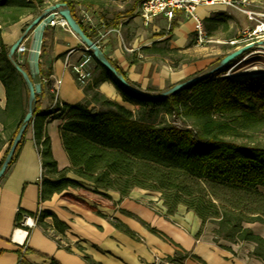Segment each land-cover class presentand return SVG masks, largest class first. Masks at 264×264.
Returning <instances> with one entry per match:
<instances>
[{
  "label": "trees",
  "instance_id": "1",
  "mask_svg": "<svg viewBox=\"0 0 264 264\" xmlns=\"http://www.w3.org/2000/svg\"><path fill=\"white\" fill-rule=\"evenodd\" d=\"M57 1L66 4L72 17L93 40L76 16V8L86 5L85 2ZM43 5L44 0H0V64L2 61L10 63L9 50L1 38L2 29L36 15ZM209 22L214 24V30L220 24L228 27L226 20L216 18L204 19V27ZM174 27L176 24L171 23L170 31ZM206 34L208 36L207 31ZM188 47L184 50L156 49L153 45L151 50L169 56L176 64L178 59L174 55ZM88 54L92 56L91 52ZM95 63L100 75L83 88L84 100L75 105L55 102L54 95L50 93V75H44L41 63L38 74L31 77L33 82L41 85L29 125L45 176L39 190V203L55 194L85 186L104 198H109L108 192L118 193L120 201L128 198L134 189L159 193L164 209L161 214L165 219L171 220L183 207L201 221L202 228L208 223L215 226L214 242L219 247L231 251L220 243L253 244L251 257L264 264V238L246 227L249 224L264 226V192L260 190L264 188V141L257 140L258 134H264V81L260 78L220 77L225 73L222 70L170 96L148 98L127 90L102 65ZM115 68L129 84L138 88L120 69ZM12 69L17 81L7 75L4 77L0 70V82L6 98L4 108L0 107V149L8 145L0 168L27 111V86L14 66ZM43 79H46L45 83ZM103 81L111 82L123 101L133 109L104 97L98 90ZM45 89L49 90L50 101L55 103L50 110L41 112L40 103ZM148 91L154 93L158 90L149 87ZM52 120L63 122L60 139L70 167L62 171L58 170L53 159L45 131L46 124ZM25 133L8 169L19 156ZM69 173L76 179H71ZM121 213L126 214L124 211ZM25 217L32 219L47 236L48 229L65 240L66 226L52 213L38 211L33 214L19 209L15 228L26 230L29 236L31 229L21 224ZM48 217L53 219L52 225L45 223ZM113 223L121 229L117 221ZM148 229L177 248L174 256L164 263L184 264L189 257L201 262L160 232ZM201 232L202 229L196 237ZM127 234L134 237L129 232ZM52 239L59 248L70 251L67 242L68 247L64 248L59 240ZM18 254L21 256L18 264H30L24 255L37 253L26 248ZM37 255L49 260L50 264H59L53 258ZM84 260L87 264H96L89 257Z\"/></svg>",
  "mask_w": 264,
  "mask_h": 264
},
{
  "label": "crops",
  "instance_id": "2",
  "mask_svg": "<svg viewBox=\"0 0 264 264\" xmlns=\"http://www.w3.org/2000/svg\"><path fill=\"white\" fill-rule=\"evenodd\" d=\"M83 1L86 5L76 8L78 20L82 21L81 11L86 10L92 12L97 20L105 23L104 29L91 31L84 28L93 36L94 42H98L109 61L140 90L150 93L149 87L157 90L169 89L186 80L185 71L171 69L169 63L172 60L169 56L151 50L153 45H156V49L165 47L184 50L195 41L193 24L181 13H176L171 21L156 17L145 25L139 16L141 0ZM56 2L58 1L44 0L42 9L30 17L33 20L46 7ZM198 12L203 20L215 14L214 10L208 8H199ZM171 23H175L176 27L170 31ZM26 27V21L21 20L2 29L1 38L8 50L22 36ZM105 34L106 36L101 38ZM43 42L44 52L41 57L43 73L51 75L50 80L53 84L55 80L61 81L56 95L57 101L67 105L82 103L85 97L83 88L78 86L71 70V66L85 55L80 39L69 28L56 25L45 28ZM26 46L30 48L31 40ZM16 56L24 70L33 73L28 54ZM91 69L90 84L100 75L94 61ZM98 90L107 99L133 109V106L123 101L121 94L111 82H100ZM48 92L49 90H44L40 103L41 112L53 107ZM5 102V89L0 82L1 108H4ZM62 124V120H52L45 126L51 153L59 171L70 167L60 139ZM68 176L76 179L71 173ZM43 178L45 176L35 147L33 130L29 127L16 162L0 180V264H18L21 259L18 252H24L26 248L53 258L59 264H87L85 257H89L96 264H170L164 261L172 258L177 248L168 240L150 232L148 227L163 234L183 251L199 258L203 264H263L255 257H251L253 244L220 243L231 248V251L219 247L214 242L215 226L208 223L202 228L201 221L192 213L186 212L185 208H179L177 215L184 211L188 215L186 218L188 224L183 222L179 224L165 219L162 214L156 213L133 198L135 193H139L138 197L145 199L148 196L143 194L151 192L134 189L128 198L120 201L118 193L108 192L109 198H104L95 195L85 186L83 189H69L62 194H55L49 200L39 203V190ZM19 209L33 214L38 211L52 213L66 226L64 239L69 244L70 251L59 248L57 242L47 236L40 227L30 228L29 236L26 230L15 228V217ZM44 221L48 225L53 224L51 217ZM114 221L119 223L121 229L115 227ZM253 226L262 227L260 224L246 225L251 230ZM201 229V234L196 237ZM127 232L134 237L129 236ZM254 233L257 234L255 231ZM17 235L22 238L21 242L17 240ZM257 235L264 238L261 234ZM74 246L81 251H76ZM37 254L24 255V259L30 264H50L49 260ZM201 262L189 257L184 264H202Z\"/></svg>",
  "mask_w": 264,
  "mask_h": 264
},
{
  "label": "built area",
  "instance_id": "3",
  "mask_svg": "<svg viewBox=\"0 0 264 264\" xmlns=\"http://www.w3.org/2000/svg\"><path fill=\"white\" fill-rule=\"evenodd\" d=\"M213 7L218 8L217 10H214L215 13L219 9L223 11L237 12L243 15L246 20V27L242 28L235 37L224 42V45L229 48V53L244 46H252L251 49L236 59H242L236 64L242 63L249 57L264 60V0H141L139 5V16L144 24L148 25L151 20L156 17H162L167 21H171L176 13H181L186 19L192 22L195 44L200 46L202 44L211 43L212 39L206 34L204 20L198 14V10L199 8L211 9ZM81 17L82 25L88 30L94 31L105 28V23L102 20H97L92 12L82 10ZM56 25L61 28H68L66 22L59 16H56L53 21L46 25V27ZM105 36L106 34L102 35L101 38H104ZM30 40L32 43V36L28 33L22 44L18 47L17 54H27L28 52L35 53L39 65V63H41L43 39L38 49H31L26 46V43ZM95 43L98 45V42ZM83 51L85 52L83 58L78 63L71 66L75 80L81 88L87 86L91 80V64L93 63L92 56L88 54L89 51H87L85 47H83ZM235 66L236 65H234V67ZM234 67L229 71H233ZM225 74L226 73L221 76H224ZM50 78L51 75L48 78V81L51 82ZM42 81L45 83L46 79H43ZM60 85V80H55L54 84L51 83L50 91L54 95L55 102L57 101L56 95ZM28 220L31 219L25 218L22 225L27 227ZM31 223L32 225L34 224L32 220ZM32 225L29 226V228H31Z\"/></svg>",
  "mask_w": 264,
  "mask_h": 264
},
{
  "label": "water",
  "instance_id": "4",
  "mask_svg": "<svg viewBox=\"0 0 264 264\" xmlns=\"http://www.w3.org/2000/svg\"><path fill=\"white\" fill-rule=\"evenodd\" d=\"M56 16L61 17L67 24L68 28L73 32L81 41L82 45L86 48L87 51L91 52L92 58L95 62H98L100 65H102L107 71H109L116 79L117 81L125 87L127 90L136 93L138 95L148 97V98H164L167 96H170L176 92H179L188 86L205 79L207 77H210L218 72H221L224 70V72L229 71L233 68L232 63L243 53L248 51L252 48V46H244L242 48H239L233 52H230L226 54L218 63L217 66L209 70L208 72L198 75L192 78H189L185 81H182L180 83L175 84L171 88L160 92L158 94H148L144 91L132 86L129 84L124 76L120 74L115 66L112 65V63L109 61V59L105 56L103 51L100 49V47L91 40L83 31L80 24L72 17L70 10L67 8L65 3L56 2L48 7H46L39 15H37L30 24L27 25L25 32L18 38V40L12 44V46L9 48L8 51V59L12 61V64L14 68L17 70V72L22 76L27 89H28V101H27V111L22 121V126L20 127L17 135L13 139L11 148L5 157V160L2 163V166L0 168V180L5 175L8 164L15 152V149L20 142L23 134L28 130L30 123L33 119V105L36 101V96L41 93V85L38 83L33 82L32 76L38 74L39 72V66L37 63V56L35 53L28 52V58L29 62L31 63L33 73H28L25 71L21 65L13 60V57L17 55V49L22 44L23 40L25 39V36L30 33L32 36V43L30 48L31 49H38L40 47L41 41L43 39V33L46 28V25H48L51 21L55 19Z\"/></svg>",
  "mask_w": 264,
  "mask_h": 264
},
{
  "label": "rangeland",
  "instance_id": "5",
  "mask_svg": "<svg viewBox=\"0 0 264 264\" xmlns=\"http://www.w3.org/2000/svg\"><path fill=\"white\" fill-rule=\"evenodd\" d=\"M12 2H14L15 0H10ZM20 1V0H17ZM218 8L213 7L211 8L212 10H217ZM199 14V12H198ZM200 15V14H199ZM33 17V16H32ZM201 17V16H200ZM210 18H216L218 20H226L228 27L224 28L222 24H220L218 26V29L214 30V24H212L211 22L206 23L205 24V29L208 32V36L212 39L211 43H206V44H202L200 46H197L195 44V41L189 44V47L185 50V52H180L175 54V59H178L177 63L174 64V61L169 63V66H171V69L173 71H185L186 75V80L198 75H202L206 72H208L209 70H211L212 68H214L218 61L222 59V57H224L226 54L229 53V48L224 45V42L227 41L230 38L235 37L238 32L246 27L247 23L246 20L244 18L243 15L237 13V12H230V11H223L221 9H219L214 15H211ZM22 21H26V25L30 24L32 22V18L26 17L23 18ZM25 25V24H24ZM195 40V35H194V39ZM194 44V46H193ZM42 52H44V47L42 45ZM13 60L16 62H18V58L15 55L13 57ZM242 60V59H241ZM241 60H236L232 63V66L234 67V65H236L234 67L233 71L242 69L248 65H251L253 63H259V61L261 63H264V60H261L260 58H247L245 61H243L242 63L236 64L237 62L241 61ZM94 61V60H93ZM95 62V61H94ZM218 65V64H217ZM216 65V66H217ZM12 61L10 60V63H7L6 61H2L0 64V70L2 75L5 77L6 75L9 77H12V80L17 81L18 77L17 75L14 73L13 69H12ZM174 66H176V68H174ZM214 66V67H213ZM228 72V71H227ZM226 73V72H225ZM260 81H264V77L260 78ZM168 89V88H166ZM164 90H158L157 92H150L148 94H158L160 92L165 91ZM178 124V122H177ZM257 140H261V142L264 141V134H258L257 135ZM8 145L6 144V147L3 146L1 148V151L6 148L7 150ZM6 153V151H5ZM4 153V155H5ZM4 158V156L2 157V159ZM2 159L0 160V162L2 161ZM262 192H264V188L260 189ZM139 193H135L134 195V200H139L141 201V203L147 205L149 208H151L152 210H154L156 213H163L164 209L161 206V202L159 201L160 198V194L159 193H154L151 192L150 194H143L145 196H148V198L142 199L141 197H138ZM69 200V197L67 198ZM183 210V209H181ZM177 215V214H176ZM188 215L184 213V211H180V214H178L177 216H174L171 218V220L175 223H184V224H188L187 219ZM32 220V219H31ZM25 221V220H24ZM33 221V220H32ZM34 222V221H33ZM24 222H22L21 224H23ZM210 225H213L211 223H209ZM23 226V225H22ZM24 227V226H23ZM32 227H35V223L32 225ZM31 227V228H32ZM253 230L255 232L259 231V233H264V226L262 225V227H254L253 226ZM46 233L48 234L49 237L54 238L56 240H59V242L61 243V245L64 248L68 247V244L66 243V240H62L60 237L56 236L51 230H46ZM258 234V232H257ZM224 243V242H222ZM75 245V244H74ZM77 245V244H76ZM76 251H81L77 248V246H74Z\"/></svg>",
  "mask_w": 264,
  "mask_h": 264
},
{
  "label": "bare ground",
  "instance_id": "6",
  "mask_svg": "<svg viewBox=\"0 0 264 264\" xmlns=\"http://www.w3.org/2000/svg\"><path fill=\"white\" fill-rule=\"evenodd\" d=\"M221 77H230L232 79H236V78H252V77H259V78H263L264 77V63H253L251 65H248L242 69L236 70V71H229L226 72V74L224 76ZM5 153V148L1 151L0 153V160L2 159V157L4 156ZM28 226H31V220H28ZM258 234H261L264 236V233H259V231H257ZM256 232V233H257ZM20 233V232H18ZM17 240L19 242L22 241V238L20 237V235H17Z\"/></svg>",
  "mask_w": 264,
  "mask_h": 264
}]
</instances>
